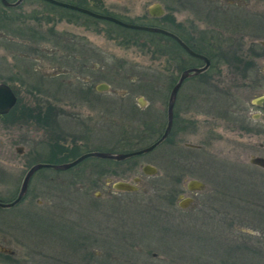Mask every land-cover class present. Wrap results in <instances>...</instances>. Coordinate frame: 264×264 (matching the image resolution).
Segmentation results:
<instances>
[{
  "label": "rangeland",
  "instance_id": "rangeland-1",
  "mask_svg": "<svg viewBox=\"0 0 264 264\" xmlns=\"http://www.w3.org/2000/svg\"><path fill=\"white\" fill-rule=\"evenodd\" d=\"M211 1L207 6L205 0H82L99 13L136 24H145L140 20L148 8L161 4L178 24L170 27L194 49L208 52V46V54L230 58H213L204 74L186 80L177 92L169 138L172 142L178 136L175 145L163 143L120 162L88 157L64 170L35 171L27 185L45 191L33 199L34 216L19 215L26 210L23 203L0 208L7 245L20 257L16 262L4 256L1 262L84 264L79 259L85 251L76 256L67 247L71 238L76 246L88 243L87 251L121 254L122 260L137 253L139 264H264V217L256 218L259 211L264 216V170L246 159L252 145L264 141V112L252 103L264 95V47L258 42L264 31L256 36L246 20L228 27L208 20L209 7L221 15L215 12L218 5L250 16L227 0ZM258 7L264 11V0ZM89 16L41 0H22L8 9L0 1V83L18 98L16 111L0 115V199L12 198L27 171L47 157L58 164L95 148L106 153L143 148L166 126L171 91L163 87L166 78H178L176 66H188L189 57L158 35ZM238 26L244 31L237 36L243 37L237 47L242 56L232 57L240 42L228 34ZM254 51L260 57L246 56ZM99 85L107 88L98 90ZM32 107L47 113V119L24 121L21 110ZM244 118L247 130L242 133L237 121ZM142 121L157 132L151 137L136 130L131 134L128 125ZM17 147L23 152H16ZM48 151L54 156L45 157ZM146 163L158 169L156 174L142 173L140 165ZM134 176L141 177L134 192L110 187L116 181L132 183ZM223 177L228 184L239 183V192L232 188L225 195L238 204L242 193V207L221 204L214 191L221 190ZM194 179L206 188L182 208L180 197L188 198L186 185ZM37 200L44 205L37 207Z\"/></svg>",
  "mask_w": 264,
  "mask_h": 264
},
{
  "label": "flooded vegetation",
  "instance_id": "flooded-vegetation-1",
  "mask_svg": "<svg viewBox=\"0 0 264 264\" xmlns=\"http://www.w3.org/2000/svg\"><path fill=\"white\" fill-rule=\"evenodd\" d=\"M227 1H229L228 3L229 4H235V5H237L239 8H243V10H246V12L247 13H249L250 14V16L248 17L246 14H234V11L232 10V9H230L229 10V8L226 6V8L225 7H223L222 5H218V6H216L215 7V12H218V13H220L221 15H217V14H213L212 13V8L211 7H209V9H208V14H207V16H208V20H213V21H215V22H218V23H220V24H223L224 26H226V25H229V24H231L230 26H234V25H238L239 24V22L238 21H240V22H242L243 20H246V21H248L247 22V24L249 25V26H252L253 28H255V31H256V33L257 34H255L256 36H260V32L261 31H264V11H261L260 12V10L258 9L259 7V0H246V1H244V0H235V1H233V0H227ZM193 5L195 4V3H192ZM156 5L157 4H154L153 6H151V7H149L148 8V10H147V12H146V16H145V19H146V21H145V19H141L140 21L142 22V23H145V24H142V25H146V26H158V27H161V28H163V29H166V30H168V31H171V32H173L175 35H177L183 42H185L193 51H195V52H197V53H199V54H201V55H203V56H205V57H207L208 58V60H209V66H208V68H210V66H211V63H212V61H213V58H216L217 57V61H229V56H226V55H223V57L221 56V55H213V54H211L210 55V53L208 54V52H211V50L209 49V47L207 46V50H208V52L207 51H205V52H203V51H201L200 49H194V44H192L191 43V41L188 39V38H185V37H183V35L181 34V33H178L175 29H173V28H171L170 26H178V24L176 23V21H175V19H173V17L170 15V14H166L165 13V11H164V9H163V7H162V5L161 4H159L160 6H161V8L163 9V13L162 14H160V15H158V16H155V15H153L152 13H151V11H153V9L154 8H156ZM196 5V4H195ZM205 5H212V1L211 0H205ZM91 10V9H90ZM93 11V10H92ZM94 12H96V11H94ZM97 13H99V12H97ZM100 14H106V13H100ZM260 14H262L263 15V18H258V17H260ZM106 15H110V14H106ZM147 17V18H146ZM116 18H118V19H120V20H122V21H124V22H128V23H130V21H126V20H124V19H122V18H120V17H116ZM246 18V19H245ZM226 20V21H223V20ZM153 21V22H156L155 24H152V23H149V22H147V21ZM131 21H134V20H131ZM251 21V22H250ZM115 25H116V23H114ZM241 25L242 26H244V24L243 23H241ZM117 26H120V25H117ZM226 27H228V26H226ZM254 30V29H253ZM189 32H190V30H188ZM239 34H241L242 36H244V31H243V29L241 28V26H238L237 28H235V31L233 32V33H230V34H228V35H230L235 41L237 40V36L239 35ZM246 34V33H245ZM157 35L159 36V37H161V38H163V39H165V40H168L169 42H171V43H173L174 44V46L175 47H177L179 50H181V51H183L184 52V54H186V56H188L189 57V61H188V66H179V64H178V66H176V70L178 71V78L176 79V76L174 77V76H170V78L171 79H169V78H166L167 79V82H165V86L163 87L164 89H169L170 88V91H172V88L176 85V83L179 81V79H180V77H181V74H182V72H184L185 70H189V69H193V68H199V67H202L203 65H204V61L202 60V59H200V58H197V57H195V56H192V55H190V54H188L187 53V51L186 50H184L178 43H177V41H175L174 39H172L171 37H169V36H166V35H163V34H158L157 33ZM226 37L227 36H224V39H226ZM243 39V37H241V38H238V42H240V40H242ZM258 42L260 43V45L261 46H263L264 47V40H258ZM243 44L240 42V44L239 45H236V48L235 49H237V50H234L233 49V47H232V50H234L233 51V56L232 57H234V55L235 56H242V53L240 52V50H239V48H237V47H241ZM222 52V51H221ZM237 52V53H236ZM246 56H248V57H250L251 56V58L252 59H257L258 57H260L259 56V54H257V52H253L252 54L251 53H247L246 54ZM224 58H226V59H224ZM237 60V59H236ZM195 61H198L199 62V64H196L195 63ZM208 68L205 70V71H203V72H200V73H190L188 76H186L185 78H184V80L182 81V83H181V86L179 87V89H178V93H179V91L184 87V84H185V81L186 80H188V79H190L191 77L192 78H194L196 75H200V74H204L207 70H208ZM49 77H52V76H49ZM207 82H209V81H206V83ZM100 87H107V85H99L98 86V90H99V88ZM191 88V87H190ZM194 87H192V89L191 90H193L194 91V89H193ZM190 91V90H189ZM192 93V92H191ZM261 96H264V95H260L259 97H261ZM259 97H257L256 99H255V101H253L252 103L253 104H255V105H257V106H259V108H261V110L264 112V104H259L258 102H257V99L259 98ZM16 105H17V103L14 105L15 106V109L17 108L16 107ZM13 106V107H14ZM12 107V108H13ZM14 109V110H15ZM50 109L51 108H47L46 109V111H50ZM13 109H10V111L9 112H13L14 111ZM16 111V110H15ZM8 112V113H9ZM7 113V114H8ZM20 114H21V116H23L24 118H25V120L24 121H32V122H35V123H39V122H37V120H36V117L37 116H43L45 119H47V116H48V114L46 113L45 115L44 114H42L41 113V111L39 110V108L38 107H32V108H23L22 110H21V112H20ZM264 114V113H263ZM6 115V114H5ZM19 116V115H18ZM21 116H19V117H21ZM23 117H21V118H23ZM252 117H254V115L252 116ZM263 117H264V115H263ZM247 119H240V120H238L237 121V128H238V130L240 131V132H242L243 133V130H247L246 128L247 127H245L244 125H246V123H245V121H246ZM257 120V119H256ZM45 124H46V122H45ZM134 125V124H133ZM133 125H128V126H131V128H132V130H131V134H132V131H137L138 133H141V135L143 134V135H145V137H147V136H153L157 131V129H155L153 126V128H150V127H148L147 128V124H145V122L144 121H142L141 122V125L139 124V125H135V126H133ZM171 129H172V127H171ZM158 130H160V128H158ZM163 131H164V129H163ZM163 131H162V133L159 135V137L163 134ZM251 131H253V132H259V133H261V131H259V128L258 129H256V128H252L251 129ZM262 131H264V130H262ZM174 133V132H173ZM176 134V133H175ZM175 134H174V136H175ZM142 135V136H143ZM172 134H171V130L169 131V133H168V135H167V137L163 140V141H161V143H159L158 144V146H160L161 144H163V143H168V142H170V136H171ZM173 136V135H172ZM144 137V136H143ZM159 137L157 138V139H159ZM172 138V137H171ZM178 138V136L176 135L175 137H174V139H172V142H170V144H172V145H175L176 144V139ZM112 139H114L113 141H118L117 139H116V137L115 136H113L112 137ZM156 139V140H157ZM121 140H124L123 142H125V137H123ZM155 140V141H156ZM136 141H138V140H136ZM115 142H114V144H115ZM122 142V143H123ZM122 143H120V144H122ZM120 144H117V146H119ZM188 145V147H192V148H196V149H199V145H193V144H187ZM157 146V147H158ZM156 148V147H155ZM251 149L253 150L251 153L252 154H248L247 155V158L246 159H248V164L249 165H251V166H253V167H255V168H258V169H262V170H264V166L263 165H260V164H258V163H256L257 161L256 160H260L263 164H264V141H262V140H260V141H258V143L257 144H254V145H252V147H251ZM98 149H91V150H87L86 152H91V151H97ZM105 151H108V152H112V150L111 149H109V150H105ZM16 152H18V153H22L23 152V148H21V147H17L16 148ZM86 152H84V153H86ZM151 152V151H150ZM60 153H64V151L62 152V151H60ZM47 154H48V156H51V155H53V153L52 152H50V151H48L44 156L46 157L47 156ZM83 154V153H82ZM81 154V155H82ZM56 155H58V154H56ZM54 156V155H53ZM53 156H51V157H53ZM78 156H80V155H78ZM163 156H159L158 157V159L160 160L161 158H162ZM48 158V157H47ZM47 158L46 159H43V161H40V162H36V163H34V164H37V163H50L48 160H49V158H48V160H47ZM73 158H75V157H73ZM72 158V159H73ZM85 159H87V158H85ZM109 160H112V159H109ZM116 161V160H115ZM80 162H82V161H80ZM79 162V163H80ZM116 162H120V161H116ZM64 163H66V162H64ZM79 163H77V164H79ZM33 164V165H34ZM55 164H57V163H55ZM58 164H62V161H59L58 162ZM76 164V165H77ZM75 165V166H76ZM144 165H151V164H149V163H146V164H144ZM144 165H140V167H141V171H142V167L144 166ZM134 166V165H133ZM151 166H153V165H151ZM155 167V166H154ZM156 168V167H155ZM40 169H43V168H40ZM40 169H38V170H40ZM157 169V168H156ZM157 171H158V169H157ZM142 173H143V171H142ZM143 174H145V173H143ZM146 175V174H145ZM33 176V175H32ZM240 177V176H239ZM134 178H137V180H134ZM30 179H31V177H30ZM49 180V179H48ZM195 180V179H194ZM225 180V177H223V179L222 180H220L218 183L220 184V187H221V190H215L214 192H215V194H218V197H220V202H221V204H225V205H229V203L230 204H233V207H235V208H238V207H242V202H243V199H242V193L240 194V195H238L239 196V201H241L240 203H238L237 204V200L236 199H233L230 195L228 196V195H225V191H227V190H229V189H232L233 188V190L234 191H236L235 193H237V192H239V188H238V186L240 187V185H238L239 183H236L235 185H233V184H228L227 182H225L224 181ZM141 181V177L140 176H134L133 177V179H132V183L137 187V189H138V186H137V184L139 183ZM196 181H199V182H201L202 184H203V186H202V188L201 189H197L196 187H194V185H193V187L191 188V189H189L188 188V182H187V185H186V188L189 190V192H190V195L189 196H187L189 199H191V202L193 201H195V199H196V195H198L199 193H201L202 191H204L205 190V188H206V184L205 183H203L202 181H200V180H196ZM23 182V181H22ZM117 182V181H116ZM116 182H114V183H112L111 185H110V187H112L114 190H116L115 188H114V184L116 183ZM241 183H242V181H240ZM21 185H22V183H21ZM21 185H20V187H19V189L17 190V192L16 193H14V196L12 197V198H10V199H7V200H3V199H0V201L1 202H3V203H9V202H11V201H13V200H15L18 196H19V193H20V189H21ZM41 190H43V192L45 191V189L44 188H41V186H36V187H32V188H29L28 187V185H27V187H26V189H25V192L23 193V195H22V197L20 198V200L17 202V203H15L14 205H12V206H9V207H7V206H5V207H1L0 206V208H15L16 206H18V205H20V204H25L24 206H25V208H26V210H21V212L19 213V215L20 214H22L23 216H25L26 218H32L33 216H34V214L32 213V209H33V207H35V205L33 204V199L36 197V196H38L40 193H41ZM116 191H120V190H116ZM254 194V193H253ZM238 196H237V198H238ZM184 198H182V197H180V201H179V203L178 204H180V203H183V201L185 200H183ZM235 201V202H234ZM248 204H253L252 202H249ZM44 205V203L42 202V201H40V200H37V207H40V206H43ZM254 206H256V207H258V206H260V204L259 203H255V205ZM263 208H264V205L262 206ZM93 209H94V206H93ZM260 210H263L264 211V209H262V208H260ZM262 211H259V214H257L256 215V218H261V216L262 217H264L263 215H260V213H261ZM32 213V214H31ZM255 213V211H253V214ZM254 218H255V216L254 215H252ZM4 225V223L2 222V221H0V263H3V262H1V257H2V259H4V256H6V257H8V258H13V260H16V262H18L17 260L19 259L20 260V257H18V256H16L15 255V251L14 250H12L11 248H9L8 247V245L7 244H9L8 242H9V238H7V237H5V232H4V229L6 230V231H8V229L6 228V227H4L3 226ZM14 232V231H13ZM256 233V232H255ZM96 241H97V239H96ZM91 251H92V249H91ZM94 251V250H93ZM94 253L95 254H98V252H95L94 251ZM10 263H12V262H10ZM5 264V263H4ZM13 264V263H12Z\"/></svg>",
  "mask_w": 264,
  "mask_h": 264
},
{
  "label": "water",
  "instance_id": "water-1",
  "mask_svg": "<svg viewBox=\"0 0 264 264\" xmlns=\"http://www.w3.org/2000/svg\"><path fill=\"white\" fill-rule=\"evenodd\" d=\"M0 1H1L2 5L5 7H15L22 2V0H16L14 2H9L8 0H0ZM44 1L49 2V3L56 5V6H60V7H64V8H68L71 10L81 12V13L90 15L92 17L98 18V19H104V20L111 21V22L116 23V24H118L122 27H125V28L154 32V33H159V34L169 36V37L173 38L175 41H177V43L184 50H186L188 54L202 59L204 61V65L202 67H199V68H193V69L185 70L184 72H182L179 81L172 88L170 99H169L168 106H167V112H168L167 124H166L165 130H164L162 136L158 140H156L155 142H153L152 144H150L146 147H143V148L137 149V150H133V151H128V152L106 153V152H100V151H91V152L83 153L82 155H80L76 159H74L70 162L62 163V164L37 163V164L33 165L27 171L26 175L24 176L19 196L15 200H13L9 203H3L0 201L1 207H5V206L9 207V206H12L15 203H17L20 200V198L22 197L23 193L25 192V189L27 187V183H28L31 175L36 170H38L40 168L48 167V168L64 170V169H67V168H70V167L76 165L77 163H79L80 161H82L83 159H85L87 157H98V158H107V159H114V160H124L127 158H131L134 156H138V155L147 153V152L151 151L152 149H154L159 143H161V141H163L167 137V135L171 129L172 122H173V107H174V103H175V98H176L178 89L181 86L182 81L190 73L203 72L209 66V60L207 57L193 51L177 35H175L171 31H168V30L163 29L161 27L146 26V25H141V24L124 22V21H122L118 18H115L113 16L106 15V14H100V13L94 12L92 10H89L85 7H81V6L71 4L68 2H64V1H60V0H44ZM151 13L155 16H158V15L163 13V9L161 8V6L159 4H157L156 8H154L153 11H151ZM104 88L105 87H103V88L100 87L99 90H103ZM16 100H17V97H16L15 93L13 92V90L11 89V87L8 84L0 83V114L7 113L15 105ZM257 102L259 104H264V96L259 97L257 99ZM256 161H257L256 163L264 166V164L260 160H256ZM142 171H143V173H145L147 175H154L157 172V169L151 165H144L142 167ZM134 180H137V178H134ZM193 185L197 189H201L203 186V184L199 181L190 180L188 182V188L191 189L193 187ZM113 186L116 190H120V191H136L137 190V187L134 184H132L130 182H126V181H117ZM190 202H191V199L186 198L184 203H180L179 206H181L182 208H187L189 206ZM0 264H3V263H0Z\"/></svg>",
  "mask_w": 264,
  "mask_h": 264
},
{
  "label": "trees",
  "instance_id": "trees-1",
  "mask_svg": "<svg viewBox=\"0 0 264 264\" xmlns=\"http://www.w3.org/2000/svg\"><path fill=\"white\" fill-rule=\"evenodd\" d=\"M41 1H43L45 4H47V5H49V6L53 7V8H58V9L66 10V11L69 10V11L75 13V14H80V12H78V11H74V10L67 9V8H64V7L56 6V5H53V4L49 3V2H46L44 0H41ZM61 1L73 3V4H76V5L91 9L93 11H96L95 8L88 7L85 3L82 2V0H77V1H74V0H61ZM4 8L8 9V8H12V7H4ZM96 12H98V11H96ZM89 17H91V16H89ZM122 29H128V28H123L122 27ZM129 30L133 31L134 33L146 32V31H137V30H133V29H129ZM146 33H148V32H146ZM151 34L157 35L155 33H151ZM112 152L116 153L117 151H112ZM49 162H52V160L49 161ZM57 236L58 237H62V235H60V234H57ZM66 243H67V247H69L72 250V254L73 255L77 256L79 251H80V249L85 251L83 254H81V258L79 259V260L84 261L85 262L84 264H91V263H94V264H135L137 262V260H135L136 257L134 255V254H137V253H134L133 255L131 253L130 255H128V258H130V259H128V261H127V260H122V258L124 256H120L121 254L112 255V254L106 253V254H101L100 255V254H95L93 250L92 251H87V247L90 246V245L88 243L84 242L83 240L81 242H77V246H76L75 240H73L71 238L67 239ZM92 244H94V243H92ZM132 249L134 250L135 248L132 247ZM102 255H104V256L102 257ZM131 256H133V259H134L133 263L131 261V259H132ZM136 264H139V263L137 262Z\"/></svg>",
  "mask_w": 264,
  "mask_h": 264
}]
</instances>
